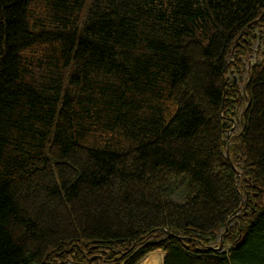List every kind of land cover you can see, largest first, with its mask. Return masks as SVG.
<instances>
[{
	"label": "trees",
	"instance_id": "trees-1",
	"mask_svg": "<svg viewBox=\"0 0 264 264\" xmlns=\"http://www.w3.org/2000/svg\"><path fill=\"white\" fill-rule=\"evenodd\" d=\"M256 32L264 0H0V264H264Z\"/></svg>",
	"mask_w": 264,
	"mask_h": 264
},
{
	"label": "rangeland",
	"instance_id": "rangeland-1",
	"mask_svg": "<svg viewBox=\"0 0 264 264\" xmlns=\"http://www.w3.org/2000/svg\"><path fill=\"white\" fill-rule=\"evenodd\" d=\"M257 37L256 39L253 41V46H252V53L249 56L248 62L247 63H253L255 62V60L258 58V54L259 51L264 47V35L262 36L260 34V32H256ZM232 77V76H231ZM242 79H245V75L243 76ZM236 81H238V78H236ZM234 127V128H233ZM239 128L237 126V124L232 123V128H231V132H235L237 131ZM226 250V249H223ZM163 253L161 251H156L152 254L147 255L142 261H140L138 264H142V262L147 259V258H152L151 262H153L154 264H162L163 261Z\"/></svg>",
	"mask_w": 264,
	"mask_h": 264
},
{
	"label": "bare ground",
	"instance_id": "bare-ground-1",
	"mask_svg": "<svg viewBox=\"0 0 264 264\" xmlns=\"http://www.w3.org/2000/svg\"><path fill=\"white\" fill-rule=\"evenodd\" d=\"M234 128V127H233ZM227 151V150H226ZM151 259L152 258H147V259H145L143 262H142V264H154L153 262H151Z\"/></svg>",
	"mask_w": 264,
	"mask_h": 264
},
{
	"label": "water",
	"instance_id": "water-1",
	"mask_svg": "<svg viewBox=\"0 0 264 264\" xmlns=\"http://www.w3.org/2000/svg\"><path fill=\"white\" fill-rule=\"evenodd\" d=\"M228 152V151H227ZM227 156H228V153H227ZM221 247H218L217 250L220 251Z\"/></svg>",
	"mask_w": 264,
	"mask_h": 264
}]
</instances>
